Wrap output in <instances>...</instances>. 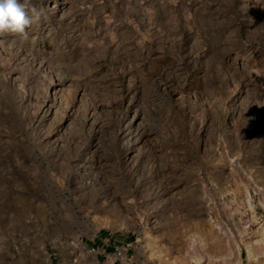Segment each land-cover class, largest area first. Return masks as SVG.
Masks as SVG:
<instances>
[{"label":"rangeland","instance_id":"obj_1","mask_svg":"<svg viewBox=\"0 0 264 264\" xmlns=\"http://www.w3.org/2000/svg\"><path fill=\"white\" fill-rule=\"evenodd\" d=\"M27 11L0 35V264H264V0Z\"/></svg>","mask_w":264,"mask_h":264},{"label":"clouds","instance_id":"obj_2","mask_svg":"<svg viewBox=\"0 0 264 264\" xmlns=\"http://www.w3.org/2000/svg\"><path fill=\"white\" fill-rule=\"evenodd\" d=\"M35 19L38 15L32 17L28 14L27 0H0V35L10 34L27 39V29Z\"/></svg>","mask_w":264,"mask_h":264},{"label":"crops","instance_id":"obj_3","mask_svg":"<svg viewBox=\"0 0 264 264\" xmlns=\"http://www.w3.org/2000/svg\"><path fill=\"white\" fill-rule=\"evenodd\" d=\"M114 244H115V239H113V237H110L109 241H105L103 237L99 236L94 240L91 246L92 248L95 249V251L98 252L97 258H99V256H103V254L112 252L115 249ZM147 264H160V263H147Z\"/></svg>","mask_w":264,"mask_h":264},{"label":"bare ground","instance_id":"obj_4","mask_svg":"<svg viewBox=\"0 0 264 264\" xmlns=\"http://www.w3.org/2000/svg\"><path fill=\"white\" fill-rule=\"evenodd\" d=\"M253 245V244H252ZM254 257V250L252 246H249L248 248V258L252 259ZM254 259V258H253Z\"/></svg>","mask_w":264,"mask_h":264}]
</instances>
